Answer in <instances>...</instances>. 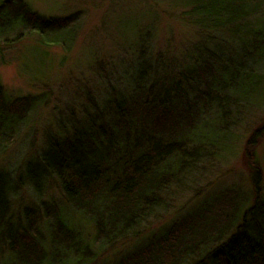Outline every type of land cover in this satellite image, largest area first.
I'll use <instances>...</instances> for the list:
<instances>
[{
	"label": "trees",
	"instance_id": "obj_1",
	"mask_svg": "<svg viewBox=\"0 0 264 264\" xmlns=\"http://www.w3.org/2000/svg\"><path fill=\"white\" fill-rule=\"evenodd\" d=\"M183 2L194 24L225 28L234 52L225 57L219 45L203 46L171 68L142 50L117 84L104 81L101 97L88 96L77 113L55 120L44 150L24 167L37 201L19 213L11 199L20 179L0 167V264H96L105 246L134 236L164 209L172 185L209 156L230 152L244 113L264 105V24L247 20L257 7L249 0ZM78 20L79 14L46 17L23 0H0V45L11 48L35 33L41 47L63 42L70 49ZM44 103V95H10L0 82V155ZM263 135L264 127L257 129L244 146L249 192L207 195L113 264H182L192 257L190 264H264V173L256 152ZM51 183L54 196L46 195Z\"/></svg>",
	"mask_w": 264,
	"mask_h": 264
},
{
	"label": "rangeland",
	"instance_id": "obj_2",
	"mask_svg": "<svg viewBox=\"0 0 264 264\" xmlns=\"http://www.w3.org/2000/svg\"><path fill=\"white\" fill-rule=\"evenodd\" d=\"M23 1L46 17L79 14V20L73 26L76 35L70 49L63 42L41 47L35 33L18 40L11 48L0 45V82L6 93L45 96L44 105L29 115L10 146L0 155V167L7 169L13 179L19 178L22 184L11 199L15 213L37 201L28 188L24 167L44 150L45 135L54 131L55 120L71 111L77 113L86 97H101L104 81L117 84L121 72L136 61L142 50L146 59H159L171 68L188 62L197 48L203 46L219 45L217 51H223L225 57L234 52V40L223 32L225 28H202L194 24L195 17L189 13L191 6L183 0ZM249 3L257 7V11L247 20L255 22L258 18L264 24V0H249ZM27 30L26 26L20 29L24 33ZM37 49L41 51L37 53ZM260 72L264 73V62ZM263 127L264 105L250 107L235 130L232 150L222 156L221 153L209 156L196 171L172 185L164 195V209L142 225L134 236L105 246L96 264H113L137 240L156 233L211 193L225 188H235L242 194L249 192L250 172L244 146L252 133ZM256 152L264 173V135ZM48 186L46 195H56V186L53 183ZM262 194L264 196V182ZM93 232L92 228L87 230L89 239ZM193 258L184 259L182 264H190Z\"/></svg>",
	"mask_w": 264,
	"mask_h": 264
}]
</instances>
